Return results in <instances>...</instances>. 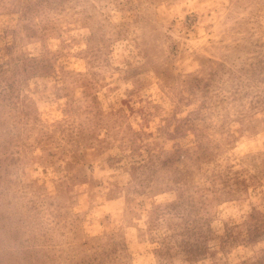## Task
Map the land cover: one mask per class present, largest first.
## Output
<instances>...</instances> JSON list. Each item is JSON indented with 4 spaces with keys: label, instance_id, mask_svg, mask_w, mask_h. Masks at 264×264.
Segmentation results:
<instances>
[{
    "label": "rangeland",
    "instance_id": "obj_1",
    "mask_svg": "<svg viewBox=\"0 0 264 264\" xmlns=\"http://www.w3.org/2000/svg\"><path fill=\"white\" fill-rule=\"evenodd\" d=\"M0 264H264V0H0Z\"/></svg>",
    "mask_w": 264,
    "mask_h": 264
}]
</instances>
